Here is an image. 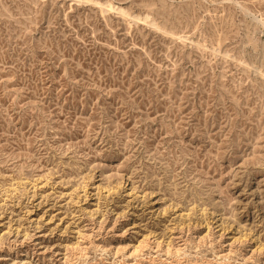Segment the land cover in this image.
Masks as SVG:
<instances>
[{
  "label": "rangeland",
  "instance_id": "obj_1",
  "mask_svg": "<svg viewBox=\"0 0 264 264\" xmlns=\"http://www.w3.org/2000/svg\"><path fill=\"white\" fill-rule=\"evenodd\" d=\"M0 264H264V0H0Z\"/></svg>",
  "mask_w": 264,
  "mask_h": 264
}]
</instances>
